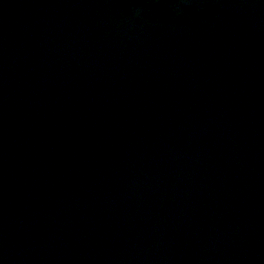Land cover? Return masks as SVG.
Listing matches in <instances>:
<instances>
[{
	"label": "water",
	"instance_id": "water-1",
	"mask_svg": "<svg viewBox=\"0 0 264 264\" xmlns=\"http://www.w3.org/2000/svg\"><path fill=\"white\" fill-rule=\"evenodd\" d=\"M0 264H264V0H0Z\"/></svg>",
	"mask_w": 264,
	"mask_h": 264
}]
</instances>
